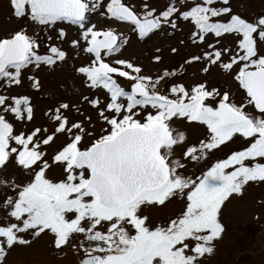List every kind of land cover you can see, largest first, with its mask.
Segmentation results:
<instances>
[{"label": "snow or ice", "instance_id": "snow-or-ice-1", "mask_svg": "<svg viewBox=\"0 0 264 264\" xmlns=\"http://www.w3.org/2000/svg\"><path fill=\"white\" fill-rule=\"evenodd\" d=\"M8 3L18 27L0 33V173L13 170L0 179L11 193L0 195V264L42 236L73 264H203L226 230L225 202L264 182V12L250 19L231 0ZM176 33L184 54L167 47L178 68L159 46L147 62L124 56L133 35L146 44ZM82 55L71 65L82 100H57L38 124L34 94L46 92L37 70ZM195 65L235 87H210L195 72L182 82ZM189 127L200 131L191 143ZM229 142L241 147L185 174ZM177 198L183 207L166 223L146 214Z\"/></svg>", "mask_w": 264, "mask_h": 264}, {"label": "rangeland", "instance_id": "rangeland-1", "mask_svg": "<svg viewBox=\"0 0 264 264\" xmlns=\"http://www.w3.org/2000/svg\"><path fill=\"white\" fill-rule=\"evenodd\" d=\"M131 2L141 6L144 0H131ZM149 2L158 9H163L170 0H149ZM231 3L236 12L250 19H253V16L259 9H264V0H231ZM16 27H18V23L11 15L8 0H0V33L15 29ZM74 35L75 32L70 30V36ZM180 38H182L181 33H176L173 37H167V35L153 36L152 40L145 44L138 42L137 38L133 35L130 44L124 50V56L126 58L147 62L153 56L155 47L159 46L163 48L162 54L165 63L171 67L178 68L179 62H181V56L170 54L167 46L180 47L181 55H183L185 49L179 45ZM225 43L227 44L228 41H225ZM65 47L67 48L68 46L65 45ZM44 51L45 49L42 47L41 52ZM85 59L86 57L82 55L80 60H73L64 67H56L54 71L37 70L36 74L41 79L42 91L46 92L42 96H35L34 94V103L37 106L36 122L38 124L43 123L46 119L42 116L43 111L51 104H55L57 100H82L79 92L83 90V85L81 79L74 73L71 65L75 64L76 66H80ZM199 67L200 65H195L189 68L182 82L186 84L190 83L192 73L195 72L196 79L198 81L207 79L210 87L218 86L221 90L235 87L229 77L222 76L219 73L214 77L201 75L198 71ZM84 91L85 94H90L89 91ZM90 98H94V96L90 94ZM87 107L91 111L90 105ZM182 130H184L183 126ZM187 133L190 143L196 141L200 136V131L192 127L187 128ZM240 147V143L229 142L228 145L222 146L221 150H218L214 155L210 156L207 161L189 164L185 174L193 177L200 175L216 159L226 158L231 151L238 150ZM51 154L52 151L50 150ZM12 172L13 170L9 169L8 173H0V179H10ZM26 179L25 176L17 173L18 183H23ZM209 183L211 186H218L220 182L210 180ZM262 188L264 189V187ZM262 191L259 185L249 182L245 186L242 196L234 194L225 202V205L222 207L220 219L226 230L222 238L215 242L214 253L210 256L206 255L203 258V264H264V207L257 206L260 201L262 204L263 197L260 196ZM4 192L11 194L8 189L0 185V195ZM182 207V202L177 198L173 202L166 204V206L148 208L146 214L155 223H166L170 218H175L180 213ZM255 211L258 213H255ZM0 219H3L2 212H0ZM83 239L84 237L81 236L75 243L78 244ZM50 240L51 238L49 236H42L36 239L31 246L17 247L7 257V264H73L77 258L71 252L67 256L57 253L51 247Z\"/></svg>", "mask_w": 264, "mask_h": 264}, {"label": "flooded vegetation", "instance_id": "flooded-vegetation-1", "mask_svg": "<svg viewBox=\"0 0 264 264\" xmlns=\"http://www.w3.org/2000/svg\"><path fill=\"white\" fill-rule=\"evenodd\" d=\"M259 12H261V13L264 12V9H259V11H257V12L255 13V15L253 16V19L257 17V15H258ZM250 183H252V184H256V185H259V188H260L261 190H263V191H262V194L260 193V196L263 197V201H262V204H261V201H260V202H259V205H260V207H264V203H263V202H264V189L262 188V187H264V186H263V183H264V182H250ZM261 186H262V187H261Z\"/></svg>", "mask_w": 264, "mask_h": 264}, {"label": "bare ground", "instance_id": "bare-ground-1", "mask_svg": "<svg viewBox=\"0 0 264 264\" xmlns=\"http://www.w3.org/2000/svg\"><path fill=\"white\" fill-rule=\"evenodd\" d=\"M248 187H249V186H248ZM248 187H247V188H248ZM257 206L260 207V205H257ZM257 211H258V210H257ZM257 211H255V213H256ZM257 213H258V212H257Z\"/></svg>", "mask_w": 264, "mask_h": 264}]
</instances>
